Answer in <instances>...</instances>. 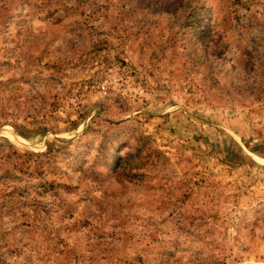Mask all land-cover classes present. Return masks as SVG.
Returning a JSON list of instances; mask_svg holds the SVG:
<instances>
[{"label": "rangeland", "instance_id": "374dc122", "mask_svg": "<svg viewBox=\"0 0 264 264\" xmlns=\"http://www.w3.org/2000/svg\"><path fill=\"white\" fill-rule=\"evenodd\" d=\"M0 264H264V0H0Z\"/></svg>", "mask_w": 264, "mask_h": 264}]
</instances>
